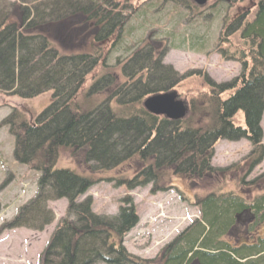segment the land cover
Wrapping results in <instances>:
<instances>
[{
  "label": "trees",
  "instance_id": "obj_1",
  "mask_svg": "<svg viewBox=\"0 0 264 264\" xmlns=\"http://www.w3.org/2000/svg\"><path fill=\"white\" fill-rule=\"evenodd\" d=\"M124 8L117 0H0V95L30 100L51 94L50 104L37 116L27 119L12 109L0 122L13 138L14 161L39 174L35 197L6 227L42 231L54 220L47 204L65 199L66 212L40 264H264V238L235 243L239 226L253 233L264 221V193L249 201L218 189L204 197L195 194L198 219L154 260L134 257L121 244L137 222L128 197L113 217L95 215L88 200L78 201L94 184L92 173L126 167L124 173L118 170V184L127 190L151 185L154 195L178 175L192 187H208L238 168L249 175L264 156V0L248 8L252 20L238 19L240 76L221 84L206 77L208 96L190 101L178 121L151 114L142 105L146 97L174 91L183 80L162 65L161 42L156 49L148 44L130 53L117 62L120 70L104 63L126 22ZM219 55L233 59L228 48ZM98 67L100 74L85 89ZM102 92V102L92 100ZM237 114L244 127L233 124ZM242 139L251 147L245 158L225 168L212 166L218 141ZM61 154L79 161L88 175L58 169ZM263 179L264 174L251 184Z\"/></svg>",
  "mask_w": 264,
  "mask_h": 264
},
{
  "label": "rangeland",
  "instance_id": "obj_2",
  "mask_svg": "<svg viewBox=\"0 0 264 264\" xmlns=\"http://www.w3.org/2000/svg\"><path fill=\"white\" fill-rule=\"evenodd\" d=\"M117 1L122 7L125 6L123 13L127 19L113 47L105 52L104 63L110 70H120L117 62L124 61L130 53L150 45L156 49L155 43L161 42L160 46L164 48L162 65L183 77L174 90L178 98L188 104L208 96L206 77L212 83L221 84L240 76L242 65L236 54L242 45L237 32L240 27L238 19L252 20L253 11L248 8L255 0H208L199 8L192 5L191 0ZM221 48H228L233 59H222L219 55ZM99 74L98 67L87 77L85 89ZM102 84L97 85L96 89L101 88ZM103 98L102 92L95 93L91 99L99 103ZM50 100V93L30 100L0 95V122L10 109L20 110L27 119H31L40 114ZM233 124L244 127L241 114L234 117ZM261 127L264 131V113ZM262 144L264 147V135ZM12 147L13 138L8 129H0V264H40L41 253L64 217L67 202L61 199L47 204L54 220L42 231L6 227L5 224L12 220L17 210L35 197L38 177L35 171L14 161ZM250 151L249 143L243 139L233 143L219 141L214 147L212 166L228 167L240 162ZM77 162L61 154L57 168L79 170L80 174L87 176L88 171L79 168ZM124 169L92 173L95 182L78 201L88 200L95 215L113 217L118 212L121 200L128 197L135 207L137 222L121 244L128 254L144 260L156 259L168 243L198 218V208L193 205L195 194L204 197L218 189L220 194L236 195L249 201L264 193V179L251 184L264 174V156L249 175L238 168L234 173L231 171L227 178L214 180L208 187H192L185 181L186 177L178 175L170 178V185L164 191L154 195L150 193L151 185L133 190L119 185L122 176L118 170L124 173ZM240 179L244 182L242 185L238 184ZM244 231L243 225L239 226L238 234ZM255 231L254 239L264 238V222Z\"/></svg>",
  "mask_w": 264,
  "mask_h": 264
},
{
  "label": "water",
  "instance_id": "obj_3",
  "mask_svg": "<svg viewBox=\"0 0 264 264\" xmlns=\"http://www.w3.org/2000/svg\"><path fill=\"white\" fill-rule=\"evenodd\" d=\"M194 1L196 4L202 5L206 0ZM142 105L147 112L171 120L183 119L187 112V106L177 100L174 92L150 96L143 101Z\"/></svg>",
  "mask_w": 264,
  "mask_h": 264
},
{
  "label": "flooded vegetation",
  "instance_id": "obj_4",
  "mask_svg": "<svg viewBox=\"0 0 264 264\" xmlns=\"http://www.w3.org/2000/svg\"><path fill=\"white\" fill-rule=\"evenodd\" d=\"M263 222H264V221H263ZM263 222H262V223H263ZM246 229H247V228H246ZM243 234H246L247 237H248V235L251 236L250 238L248 237V238L250 239V242H251V243H253V242L256 241V240L254 239V237H253L254 235H253L252 232H251V233H248L247 231H244ZM234 236H235V235H234ZM245 241H246V240H245V237H244L243 235L240 236V235L238 234V230H237V239L235 240V243H236L237 245L239 244V242H241V244H243V243L246 244Z\"/></svg>",
  "mask_w": 264,
  "mask_h": 264
}]
</instances>
